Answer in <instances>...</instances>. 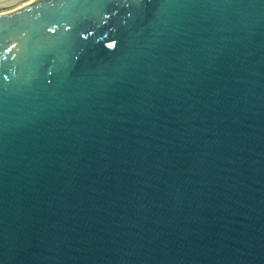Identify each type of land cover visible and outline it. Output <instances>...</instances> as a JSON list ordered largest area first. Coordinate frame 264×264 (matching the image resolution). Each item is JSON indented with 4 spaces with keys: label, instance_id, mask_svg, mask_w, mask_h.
Masks as SVG:
<instances>
[{
    "label": "water",
    "instance_id": "95a60500",
    "mask_svg": "<svg viewBox=\"0 0 264 264\" xmlns=\"http://www.w3.org/2000/svg\"><path fill=\"white\" fill-rule=\"evenodd\" d=\"M0 264H264V0L1 11Z\"/></svg>",
    "mask_w": 264,
    "mask_h": 264
},
{
    "label": "rangeland",
    "instance_id": "374dc122",
    "mask_svg": "<svg viewBox=\"0 0 264 264\" xmlns=\"http://www.w3.org/2000/svg\"><path fill=\"white\" fill-rule=\"evenodd\" d=\"M26 1H28V0H13L12 2L0 7V12L4 11V10L11 9V8H14V7L18 6V5H21V3L26 2Z\"/></svg>",
    "mask_w": 264,
    "mask_h": 264
}]
</instances>
